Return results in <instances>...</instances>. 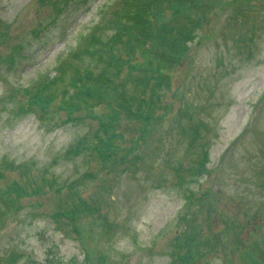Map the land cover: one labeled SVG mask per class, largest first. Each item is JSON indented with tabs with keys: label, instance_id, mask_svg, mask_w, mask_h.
<instances>
[{
	"label": "rangeland",
	"instance_id": "obj_1",
	"mask_svg": "<svg viewBox=\"0 0 264 264\" xmlns=\"http://www.w3.org/2000/svg\"><path fill=\"white\" fill-rule=\"evenodd\" d=\"M52 262L264 264V0H0V264Z\"/></svg>",
	"mask_w": 264,
	"mask_h": 264
},
{
	"label": "trees",
	"instance_id": "obj_2",
	"mask_svg": "<svg viewBox=\"0 0 264 264\" xmlns=\"http://www.w3.org/2000/svg\"><path fill=\"white\" fill-rule=\"evenodd\" d=\"M137 14H133L131 17H133V18H135L134 16H136ZM130 17V18H131ZM101 45H102V43H101ZM105 46H107V45H105ZM51 264H60L59 262H52Z\"/></svg>",
	"mask_w": 264,
	"mask_h": 264
}]
</instances>
